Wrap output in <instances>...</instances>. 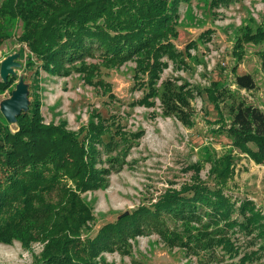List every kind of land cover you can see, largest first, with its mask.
I'll use <instances>...</instances> for the list:
<instances>
[{
  "label": "trees",
  "instance_id": "trees-1",
  "mask_svg": "<svg viewBox=\"0 0 264 264\" xmlns=\"http://www.w3.org/2000/svg\"><path fill=\"white\" fill-rule=\"evenodd\" d=\"M181 1L0 0V46L8 38V21L18 20L22 24L18 41L38 64L36 76L38 69L59 76L75 71L92 82L103 67L100 63L117 67L133 62L136 86L145 90L140 103L151 107L168 62L185 68L184 55L189 59L188 51L196 47V42H190L184 54L175 45ZM224 1L211 0L215 4ZM210 34L204 32L199 39ZM242 42L263 43L264 24L255 30L244 29L235 51L242 49ZM89 58L98 59L99 64H86ZM13 82L11 75L6 82L0 78V91ZM235 82L246 90L255 88L249 75L236 76ZM101 83L110 90L108 84ZM208 96L217 122L222 124L217 134L225 135L230 146L256 164H264V112L241 105L225 122L219 118L218 100ZM164 97L169 109L165 114L176 113L180 121L189 124V115L183 112L186 99L192 98L189 86L172 87ZM28 99V110L16 118L15 131L0 112V244L18 240L29 248L35 242L45 243L38 264H107L102 261L104 253L129 254L125 236L139 224L149 222L167 232L162 219L171 217L181 220L182 228L169 233L177 246L190 254L210 253L217 246L232 253L235 249L228 233L238 226L247 235L260 238V248L244 254L241 262L260 257L264 215L248 200L235 208L236 203L222 189L233 174L231 155L212 166L219 176L213 187L195 177L180 190L166 191L151 207L107 223L94 238H83V229L94 216L81 193L96 190L101 184L92 169L91 135L112 130L101 120L77 134L68 131L65 122L46 125L39 96L32 91ZM235 212L241 221L231 219Z\"/></svg>",
  "mask_w": 264,
  "mask_h": 264
},
{
  "label": "rangeland",
  "instance_id": "rangeland-1",
  "mask_svg": "<svg viewBox=\"0 0 264 264\" xmlns=\"http://www.w3.org/2000/svg\"><path fill=\"white\" fill-rule=\"evenodd\" d=\"M178 20L176 48L185 54L190 42H196V47L188 51L189 59L184 55L185 68L168 62L156 85L159 95L151 99V107L140 103L145 90L136 86L133 62L109 68L100 63L103 67L92 82L75 71L59 76L38 69L36 76L38 64L18 41L21 22L8 21V38L0 46V66L7 58H14L11 75L14 82L6 91H0V107L21 87L26 100L32 91L39 96L46 125L65 122L67 130L77 134L101 120L112 130L91 135L92 169L101 184L96 190L81 193L94 216L89 227L83 229V238H94L107 223L131 215L139 208L151 207L166 191L180 190L195 177L213 187L219 176L212 166L229 155L233 158V174L222 186L223 191L236 203L235 208L240 201L248 200L264 215V164H256L230 146L225 135L217 134L222 124H218L214 107L208 101V93L218 100L219 118L225 122L241 105L255 106L264 112V42H242V49L235 51L236 40L244 29L255 30L264 24V0H226L217 4L211 0H182ZM204 32L211 34L199 39ZM98 62V59H86V64ZM242 75L251 76L254 89L246 90L236 84L235 77ZM99 80L108 84L110 90ZM186 84L192 93L183 111L189 115V124L180 121L176 113L165 114L169 110L164 97L167 90ZM10 126L16 130L14 122ZM231 219L241 221L237 212ZM162 220L170 232L181 231V220L171 217ZM169 231L163 232L149 222L141 223L125 236L129 254L104 253L102 261L107 264H264V250L259 252L260 257L241 262L244 254L260 248V238L247 235L238 226L228 233L235 249L232 253L217 246L214 251L199 256L180 249ZM44 245L35 242L25 248L18 240L0 244V264H38Z\"/></svg>",
  "mask_w": 264,
  "mask_h": 264
},
{
  "label": "water",
  "instance_id": "water-1",
  "mask_svg": "<svg viewBox=\"0 0 264 264\" xmlns=\"http://www.w3.org/2000/svg\"><path fill=\"white\" fill-rule=\"evenodd\" d=\"M15 67L14 58L10 57L4 60L0 66V78L3 82L7 81L8 76L13 74V68ZM29 101L24 96L21 87L13 93L10 101L3 102L0 107V111L7 120V122H16V118L22 113L28 110ZM127 215V214H125ZM123 215V217L125 216Z\"/></svg>",
  "mask_w": 264,
  "mask_h": 264
}]
</instances>
